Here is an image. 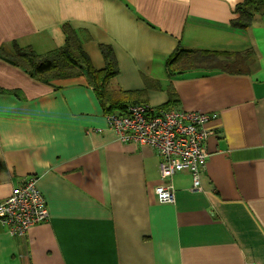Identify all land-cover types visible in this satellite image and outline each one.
<instances>
[{"label":"crops","instance_id":"0c3cea01","mask_svg":"<svg viewBox=\"0 0 264 264\" xmlns=\"http://www.w3.org/2000/svg\"><path fill=\"white\" fill-rule=\"evenodd\" d=\"M244 0H0V47L37 54L72 32L93 69L111 49V91L155 108L216 115L199 189L181 171L161 204L154 149L108 130L88 79L38 82L0 59V201L37 177L49 217L23 239L0 224V264H264V18L231 26ZM253 51L238 75L168 77L176 49ZM126 96V95H125Z\"/></svg>","mask_w":264,"mask_h":264},{"label":"built area","instance_id":"2783aa9c","mask_svg":"<svg viewBox=\"0 0 264 264\" xmlns=\"http://www.w3.org/2000/svg\"><path fill=\"white\" fill-rule=\"evenodd\" d=\"M216 115L155 108L148 104H130L122 115L106 114V126L123 144L148 146L158 154L159 184L154 188L161 204L174 202L171 178L188 171L192 176V190L199 189L200 173L208 154L206 125ZM37 177L28 176L0 201V224L12 237L23 239L29 230L45 222L48 210L37 187Z\"/></svg>","mask_w":264,"mask_h":264},{"label":"trees","instance_id":"16d2710c","mask_svg":"<svg viewBox=\"0 0 264 264\" xmlns=\"http://www.w3.org/2000/svg\"><path fill=\"white\" fill-rule=\"evenodd\" d=\"M262 12L264 18V0H244L238 4L233 13L235 19L231 26L245 30L253 24L255 13ZM8 51L0 47V59L21 69L32 79L46 83L51 79H66L83 75L93 88L95 96L106 114L122 115L130 104L131 93L113 92L108 84L118 73L113 52L109 47L101 46L100 51L104 59L103 69L97 71L92 68L88 56L80 46V42L72 32L66 34L65 44L56 50L45 54H37L30 47L11 45ZM253 51L246 54L227 51L187 50L176 49L165 62L167 76H179L187 71L206 70L238 75L250 63ZM1 94H13L19 97L18 91H5ZM126 95V96H125Z\"/></svg>","mask_w":264,"mask_h":264},{"label":"bare ground","instance_id":"6f19581e","mask_svg":"<svg viewBox=\"0 0 264 264\" xmlns=\"http://www.w3.org/2000/svg\"><path fill=\"white\" fill-rule=\"evenodd\" d=\"M157 154V153H156ZM157 156H158V154H157ZM159 157V156H158ZM159 160H160V158H159Z\"/></svg>","mask_w":264,"mask_h":264}]
</instances>
